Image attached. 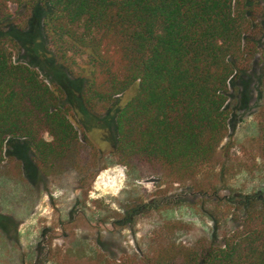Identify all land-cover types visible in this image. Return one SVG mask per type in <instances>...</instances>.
Listing matches in <instances>:
<instances>
[{
    "label": "trees",
    "instance_id": "trees-1",
    "mask_svg": "<svg viewBox=\"0 0 264 264\" xmlns=\"http://www.w3.org/2000/svg\"><path fill=\"white\" fill-rule=\"evenodd\" d=\"M11 5L49 14L47 48L68 76L89 78L80 94L89 113L109 110L137 87L113 121L117 164L141 178L187 185L196 197L190 211L212 224L210 238L185 246L174 240V222L156 221L133 254L100 253L86 262L67 255L59 264H264V195L221 197L225 177L205 178L228 136L230 84L257 57L253 143L264 162V0H0L1 27L13 23ZM19 48L0 37V166L6 143L25 140L40 175L76 170L92 143L76 124L75 101L67 105L65 87L15 63Z\"/></svg>",
    "mask_w": 264,
    "mask_h": 264
},
{
    "label": "rangeland",
    "instance_id": "rangeland-1",
    "mask_svg": "<svg viewBox=\"0 0 264 264\" xmlns=\"http://www.w3.org/2000/svg\"><path fill=\"white\" fill-rule=\"evenodd\" d=\"M10 11L13 23L0 26V37L12 38L21 47L13 52V61L36 70L48 84L53 81L65 87L66 104L75 101L76 124L92 145L87 146L78 169L45 177L34 169L27 141L6 143L0 166V264H43L46 259L59 264L67 255L86 262L100 253L120 259L145 245L156 221L174 222V240L185 246L210 238V221L188 207L196 198L190 187L167 179L138 177L117 164L113 156L114 118L134 97L137 87L117 96L109 110L97 112L98 117L89 113L80 100L89 78L68 76L47 48L46 10L11 5ZM26 21L25 31L16 28ZM45 62L49 65L44 67ZM261 77L257 57L230 84L228 136L217 163L205 177L210 176L211 181L218 174L225 177L221 197L264 195V162L253 143Z\"/></svg>",
    "mask_w": 264,
    "mask_h": 264
}]
</instances>
